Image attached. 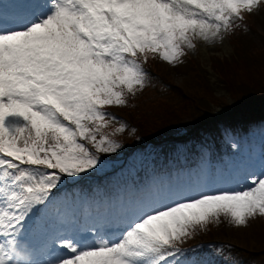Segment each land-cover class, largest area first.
<instances>
[{
  "label": "snow or ice",
  "instance_id": "snow-or-ice-1",
  "mask_svg": "<svg viewBox=\"0 0 264 264\" xmlns=\"http://www.w3.org/2000/svg\"><path fill=\"white\" fill-rule=\"evenodd\" d=\"M21 3L24 20L0 24V264H204L181 247L197 229L264 217V164L219 185L149 194L91 225L48 211L66 178L120 147L112 137L127 125L105 132L116 120L105 109L146 87L150 57L176 66L198 41L222 42L264 0ZM33 225L51 233L49 260L35 259Z\"/></svg>",
  "mask_w": 264,
  "mask_h": 264
},
{
  "label": "trees",
  "instance_id": "trees-1",
  "mask_svg": "<svg viewBox=\"0 0 264 264\" xmlns=\"http://www.w3.org/2000/svg\"><path fill=\"white\" fill-rule=\"evenodd\" d=\"M238 24L229 33L232 52L210 57L209 66L219 81L216 86L194 58L186 57L172 68L189 78V86L176 84L169 73L149 64L146 87L130 96L126 106L107 107L123 115L125 119H120L127 127L112 137L120 149L99 155L110 160L122 184L136 175L149 177L150 171L165 181V175L182 168L196 169L212 158L222 160V152L232 150L233 140L264 131V19ZM116 127L111 122L104 131L111 133ZM137 156L144 158L140 161ZM85 177L80 174L74 185L83 186ZM205 241L211 242V248L205 247ZM181 247L192 250L185 258L189 262L264 264V217L240 229L222 218L206 230L198 229Z\"/></svg>",
  "mask_w": 264,
  "mask_h": 264
},
{
  "label": "rangeland",
  "instance_id": "rangeland-1",
  "mask_svg": "<svg viewBox=\"0 0 264 264\" xmlns=\"http://www.w3.org/2000/svg\"><path fill=\"white\" fill-rule=\"evenodd\" d=\"M263 9H264V4H262L258 8V10L254 11L251 14L245 13L243 20L237 21V23L241 22L242 24H244L245 22H248V23L251 24V23L254 22V20H257L258 17L261 20L264 19V14H263L264 11H262ZM257 15H261V16H257ZM256 24H257V26H260L259 23L256 22ZM245 27H247V26H245ZM257 28H259V27H257ZM229 40H230L229 39V34H227L222 42H216L214 44H206L204 42L198 41L197 42V47L195 49L186 50L187 51V55L185 57H183V59H185L186 57H189V58L197 59L199 62H201V65L203 67L207 68V70L209 72L210 81H212L213 86H216L219 83V81L217 80L215 74L212 72V70L209 67L210 57L212 55H228V54H230L232 52V44L230 43ZM155 58H156V56H155ZM157 58H158V60H160L162 62L161 66L159 67L161 71L164 70L165 73H167V74L169 73V76H171L172 80L176 84H183L184 86H189L190 80H189V78L187 76H183V75H181L179 73H176V71H174L172 69V68H175V66L169 65L167 62L162 61L159 58V56H157ZM176 66H178V65H176ZM113 110H115V109H113ZM119 115L121 117H123L122 119H125V117L123 115L117 113L118 120L116 119V121H112L116 125H119V123H121L122 121H125V120L120 119ZM244 138H245L244 139L245 141H248V142L252 143L251 144L252 147L251 148H247V145H245V143H243L244 145H243L242 148H239V147L236 146L238 148V150L240 151V154H241L240 158L241 159L239 160V162H234V163L230 164V166L233 167L234 169L232 171H228L227 174L225 175L228 179L230 177L236 175V174L259 172L260 169H261L262 164H264V160H263L264 157L260 156V154H259L260 151L262 150V148L260 147L259 144H257V143H259L261 141L264 142V131H262L260 133H249L248 135H245ZM119 149H120V147L117 149V151ZM98 156H99V163L97 165L96 171L98 173H101V172H104L106 169L110 168V163H109L110 160L109 159H105L104 157L100 156L99 154H98ZM250 163H252V165H254L256 167V171L250 170L252 168V165L251 166H247L246 165V164H250ZM241 167H243V169H237V168H241ZM207 172H208L207 170H204V173H202L201 171L200 172H197V171L190 172V173H192V182H193V184L200 183V179L202 177H203V182L202 183H208L209 173H207ZM219 174L220 173L215 172V173H212V176H213V178H218ZM200 175H202V177H199ZM71 179L72 178H66L67 181H69ZM75 180H76V178H75ZM177 181L184 182L183 179H181V180L178 179ZM176 185L173 184L171 186V190L172 191H175V190L179 189ZM110 187L112 188L110 190V191H112V193L111 192L110 193L107 192L106 194H113L114 193L113 194V198L115 200L119 199L120 195L116 193L118 191H117V186H116L115 181H114V185L112 184ZM152 190L154 191V193L152 195H154V196H156L157 198H160V199L165 198V197H162V195L165 194V193H168V189H165V191L163 190L164 192L162 193V195H159L158 192L156 193V188H153ZM80 194L83 195V197H84V192L83 191L78 194V199L76 200L77 203H78L77 204V210H79V208H78L79 207V203L84 202V199L82 198V196ZM147 195H149V194H147ZM60 204L62 205L63 202H60ZM134 204L135 203H134L133 199H131L130 201H128L127 205L124 206V204H122V205H119V206L120 207L123 206L125 208H130ZM70 205H71L70 202L69 203L66 202V203H64V206L62 207V209L71 208ZM57 209H59V208H57ZM116 209H119V208H116ZM107 213H108V211H106V212L104 211V212H101V213H98V214H91L90 216L87 215L88 219H86V222H88V225H91V223L94 220L103 222L106 218H108L107 217ZM56 214H58V213H56ZM235 228L236 229H240L242 227H235ZM46 238L47 239L51 238V233L48 230L42 229V228L38 229L36 232L35 231L31 232L30 235H29V243L36 249V255L38 254L37 258L39 260H41V261H45V260L51 259V257L49 256V248H48L49 241L46 244L43 243V240L46 239ZM226 264H228V263H226Z\"/></svg>",
  "mask_w": 264,
  "mask_h": 264
}]
</instances>
